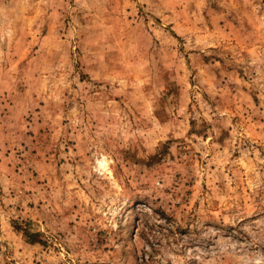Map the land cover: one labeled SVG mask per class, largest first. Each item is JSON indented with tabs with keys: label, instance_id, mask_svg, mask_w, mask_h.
Returning a JSON list of instances; mask_svg holds the SVG:
<instances>
[{
	"label": "rangeland",
	"instance_id": "obj_1",
	"mask_svg": "<svg viewBox=\"0 0 264 264\" xmlns=\"http://www.w3.org/2000/svg\"><path fill=\"white\" fill-rule=\"evenodd\" d=\"M0 264H264V0H0Z\"/></svg>",
	"mask_w": 264,
	"mask_h": 264
},
{
	"label": "trees",
	"instance_id": "obj_2",
	"mask_svg": "<svg viewBox=\"0 0 264 264\" xmlns=\"http://www.w3.org/2000/svg\"><path fill=\"white\" fill-rule=\"evenodd\" d=\"M26 236H28L29 239H32L33 238L31 235L29 236L28 234H26Z\"/></svg>",
	"mask_w": 264,
	"mask_h": 264
}]
</instances>
